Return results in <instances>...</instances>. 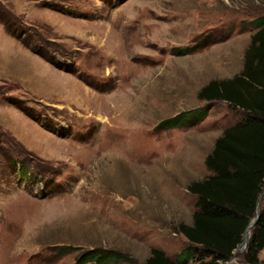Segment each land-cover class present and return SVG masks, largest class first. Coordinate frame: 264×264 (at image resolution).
<instances>
[{
  "label": "rangeland",
  "instance_id": "rangeland-1",
  "mask_svg": "<svg viewBox=\"0 0 264 264\" xmlns=\"http://www.w3.org/2000/svg\"><path fill=\"white\" fill-rule=\"evenodd\" d=\"M5 15L56 69L0 29V264H75L94 248L133 260L109 264L175 259L198 209L188 186L246 115L198 91L241 72L264 0H0Z\"/></svg>",
  "mask_w": 264,
  "mask_h": 264
},
{
  "label": "trees",
  "instance_id": "trees-1",
  "mask_svg": "<svg viewBox=\"0 0 264 264\" xmlns=\"http://www.w3.org/2000/svg\"><path fill=\"white\" fill-rule=\"evenodd\" d=\"M0 20L9 34L54 64L52 57L34 44L33 36L24 37L26 30L19 26L21 21L17 17L5 15ZM250 25L255 32L245 51L241 72L231 78L213 79L198 91L200 100H225L231 107L245 111L246 115L216 139L205 159L212 174L188 186V190L197 197L198 209L193 214V222L181 223L178 232L186 237L189 245L175 259L162 250L153 249L144 264H227L256 215L259 196L264 192V15L253 19ZM179 53L187 55L191 50ZM182 114L184 112L160 125L180 126ZM76 249L69 245L64 246L63 251L68 253ZM263 250L264 204L243 252V262L261 264L260 253ZM89 262L133 263V260L120 251L94 248L80 254L75 264Z\"/></svg>",
  "mask_w": 264,
  "mask_h": 264
},
{
  "label": "crops",
  "instance_id": "crops-1",
  "mask_svg": "<svg viewBox=\"0 0 264 264\" xmlns=\"http://www.w3.org/2000/svg\"><path fill=\"white\" fill-rule=\"evenodd\" d=\"M3 38H6V42L10 45L13 46V52L15 53H24L25 55H28L30 57H32V59H34L35 62H39L42 63L44 67H48L52 72L54 71L53 69H56V67H54L51 63L47 62L46 60H44L42 57H40L37 54L32 53L26 46H24L18 39H16L14 36L10 35L8 32H6L5 28L3 26L0 27ZM3 51L7 50V48H5L3 46L2 48ZM0 55H2L4 58L9 59V57H11V55H7L4 52H2ZM38 59V60H37ZM41 59V60H39ZM42 61V62H41ZM2 72L5 73V76L2 77H9L10 75H12V72L7 71V70H3ZM23 70H21L19 72V74H22Z\"/></svg>",
  "mask_w": 264,
  "mask_h": 264
},
{
  "label": "water",
  "instance_id": "water-1",
  "mask_svg": "<svg viewBox=\"0 0 264 264\" xmlns=\"http://www.w3.org/2000/svg\"><path fill=\"white\" fill-rule=\"evenodd\" d=\"M263 196H264V192L259 196L258 203H257V211H256L255 217L249 222V224H248V226H247V228L243 234L242 242L238 245L236 251L234 252L233 257L231 258L230 261L227 262V264H230L234 260V258L237 256L238 253H243L246 250V248L249 244L250 238H251L252 228L257 223L258 218L260 216V208H261Z\"/></svg>",
  "mask_w": 264,
  "mask_h": 264
},
{
  "label": "bare ground",
  "instance_id": "bare-ground-1",
  "mask_svg": "<svg viewBox=\"0 0 264 264\" xmlns=\"http://www.w3.org/2000/svg\"><path fill=\"white\" fill-rule=\"evenodd\" d=\"M89 92V91H88ZM239 254V253H238ZM236 260V259H235Z\"/></svg>",
  "mask_w": 264,
  "mask_h": 264
}]
</instances>
